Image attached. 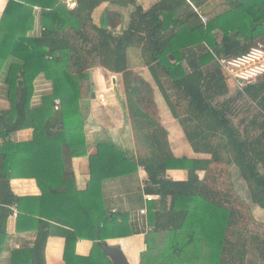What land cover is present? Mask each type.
I'll list each match as a JSON object with an SVG mask.
<instances>
[{"label":"trees","instance_id":"obj_1","mask_svg":"<svg viewBox=\"0 0 264 264\" xmlns=\"http://www.w3.org/2000/svg\"><path fill=\"white\" fill-rule=\"evenodd\" d=\"M60 1L11 0L0 28V82L8 87L10 103L8 111L0 112V236L11 213L9 207L31 200L13 195L11 179L35 176L43 193L40 198L52 197L56 204L53 213L42 214L48 220H36L32 247L13 250L8 264H45V245L53 234L52 226L54 234L65 240L64 264H112L100 244L113 237L112 227L124 221L123 215L111 214L106 208L95 210L90 189L100 182L92 167L83 192L67 177L73 176L71 160L86 154L80 101L88 71L96 67L123 75L134 135L147 150L135 161L113 144L99 145L98 154L114 157L106 159L111 162L104 163L103 176H137V167L144 168V193L158 196L149 205L153 231L174 233L173 264L182 260L180 253L198 237L200 264H264V235L252 232L251 225L257 222L242 214L236 199H225L220 188L223 182H219L214 167L234 164L247 186L250 203L264 210V174L260 172L264 169V76L236 96L225 98L229 90L217 64V58L239 56L256 46L263 48L264 0H232L227 13L205 24L199 18L201 12L187 0H160L149 10H142L135 0H73L75 6L67 13L57 10ZM188 1L197 7L203 4V0ZM107 4L135 8L120 37L113 31L122 24V17L106 8ZM33 7L42 9L52 27L37 38H27ZM70 18L79 23L77 28L69 24ZM183 25L188 33L178 36L176 30ZM143 35L152 53L141 46ZM133 47L140 49L149 63L151 83L193 152L210 155L209 160L165 154L160 141L166 143L167 132L154 131L160 124L154 117L153 88L142 76L128 72L126 51ZM14 58L18 59L16 65H7ZM39 74L51 81L53 92L39 109L31 110L33 80ZM243 96L248 107L239 127L233 122L234 107ZM24 129L33 130L32 140H13ZM36 153L43 156L39 162L31 160L30 155ZM175 170H185L187 180L167 179V171ZM199 171L205 173L202 180L198 179ZM181 201L184 211H178ZM84 204L86 211L78 212ZM192 217L197 228L186 227ZM183 223L188 239L182 244L178 233ZM193 232L198 234L195 238ZM81 239L95 242L89 257L75 255V244ZM96 257L100 259L96 261Z\"/></svg>","mask_w":264,"mask_h":264},{"label":"crops","instance_id":"obj_2","mask_svg":"<svg viewBox=\"0 0 264 264\" xmlns=\"http://www.w3.org/2000/svg\"><path fill=\"white\" fill-rule=\"evenodd\" d=\"M11 0H0V28L3 22V16L8 3ZM73 1V0H72ZM136 5L142 10H149L153 5L160 0H135ZM200 1V0H198ZM189 5L196 11L201 12L202 15H213L220 12L221 2L217 0H209L200 6H193L187 0ZM69 5L68 0H62L57 4V10L67 13L66 7ZM111 11L118 13L122 17V24L119 25L113 34L120 37L125 32L134 14V7H119L116 5H106ZM102 8L97 10L98 15ZM73 28H77L79 23L70 18L69 23ZM52 23L42 15V9L33 7L31 28L26 31L27 38H37L41 35L44 29H50ZM178 36H183L188 33L187 28L183 25L176 30ZM144 36V35H143ZM145 37V36H144ZM142 47H146L151 52L150 44L145 41L140 43ZM153 51V50H152ZM128 72L142 76L144 80L151 83L150 75L148 73L149 63H146L143 53L138 48H128L126 52ZM18 59L8 61L7 65H16ZM13 62V63H12ZM18 74V73H17ZM114 79V83L112 82ZM257 81L250 85L255 84ZM229 90L225 98L236 96L240 91L237 84L231 80H226ZM153 100L155 103L154 116L157 114V121L160 127L154 129L160 132L161 129L167 132V141L161 142L162 148L166 155L180 159H210V155L196 154L193 152L188 141L184 137L179 123L172 118L171 113L165 104L160 92L153 86ZM83 98L80 101V114L83 118V131L85 135L86 154L82 157L73 158L71 160V170L73 176H67L73 179L74 187L77 191L83 192L87 189L88 182L91 177V167L96 171V182L92 186L91 195L94 198L96 205L95 210L102 212L106 208L109 213H121L124 221H119L112 227L113 237L106 239L104 242L110 247H119L128 264H173V255L171 253V246L173 242L174 233L171 231L156 232L153 231L154 219L151 218L149 212V205L158 200L156 195H146L144 193V181L147 180L145 171H140L142 166L137 168V176H103V165L108 161L106 160L113 156H105L104 152L98 154L101 144H113L120 151L125 153L128 158L137 161L145 156L146 150L143 144L134 135L133 127L129 119L125 82L123 75L118 73H110L107 70L96 67L88 71V82L83 87ZM234 90V92H231ZM53 87L51 81L45 78L43 74H39L33 80V91L30 99V109L36 110L42 106V101L45 97L52 95ZM241 92V91H240ZM239 92V93H240ZM103 93L106 98L105 106H100L97 102V95ZM243 100V107H245L244 114L241 119L246 116V109L248 107V99L246 96L239 98ZM58 104V102H57ZM10 103L8 100V87L1 81L0 82V112L8 111ZM235 124V123H234ZM239 125V122L235 124ZM241 125V124H240ZM239 125V127H240ZM33 138L32 129H24L18 131L13 140L18 143L30 142ZM2 140L0 138V144ZM103 151V150H102ZM98 157H95V156ZM31 160L35 162L41 161V154H31ZM30 157L27 155L26 159ZM226 156H223L225 159ZM106 160V161H105ZM222 164V163H221ZM226 166V165H225ZM216 176L219 177L220 188L223 191L225 199L232 201L237 197L241 198L244 203L248 205L251 210V215L255 221L264 223V210L251 204L249 200V193L245 182L240 177L238 168L233 164L229 167H222L220 164L214 166ZM221 170L224 174L223 178L217 173L216 169ZM260 172L264 174V169L260 168ZM117 174V173H115ZM203 171L197 172L199 180L204 178ZM187 172L185 170L167 171V179L171 181L184 182L187 180ZM103 178V179H102ZM105 178V179H104ZM101 179L103 181H101ZM10 189L15 197L18 198H31V200H22L20 206L16 205L17 216L13 217L11 213L5 218L3 234L0 236V264H8L10 253L13 250H23L31 248L36 238V226L38 220H48L42 214L49 215L56 209V204L53 198L42 196V190L38 184L36 177L31 178H14L10 180ZM146 196H150V201L145 200ZM225 202V201H224ZM99 207L97 208V205ZM170 199L167 200V207H169ZM181 205L178 211L185 210V205L182 201L178 204ZM81 206V205H80ZM87 205L78 210L86 211ZM12 209V208H11ZM11 212L12 210L9 209ZM141 211H145L144 214ZM153 211V210H152ZM24 212V213H23ZM71 213L76 219L79 215L74 209ZM0 210V221H1ZM196 219V218H195ZM194 217L188 223L187 228H197L196 222H193ZM37 220V221H36ZM195 223V224H194ZM54 225V224H53ZM184 225V223H183ZM182 225V226H183ZM184 225L181 232L178 233V239L183 244V241L188 239V231ZM186 228V231L184 230ZM194 228V229H195ZM55 228L52 226L51 236L48 237L45 245V264H64V249L65 240L58 235L54 234ZM198 234L193 232V238ZM193 243L186 246L184 253L181 254V259L178 264H200L199 256L200 242L199 237L192 240ZM95 242L88 239L78 240L75 244V255L79 257H89L93 252ZM100 257H96V261ZM110 260V259H109Z\"/></svg>","mask_w":264,"mask_h":264},{"label":"built area","instance_id":"obj_3","mask_svg":"<svg viewBox=\"0 0 264 264\" xmlns=\"http://www.w3.org/2000/svg\"><path fill=\"white\" fill-rule=\"evenodd\" d=\"M68 6L72 8L75 6V3H71ZM198 15L204 24L208 22L207 17L202 14ZM217 64L225 79L235 82L239 90H241L264 76V49L261 47H252L248 52L239 56L217 58ZM97 102L100 106H105L106 98L103 93L97 95ZM140 171L144 172V168L141 167ZM143 183L145 188L146 181ZM150 199V196L145 197L147 201H150ZM1 207L2 205L0 204ZM9 209L12 210L11 215L16 217L18 214L16 205L9 207ZM141 213L144 214L145 211H141Z\"/></svg>","mask_w":264,"mask_h":264},{"label":"rangeland","instance_id":"obj_4","mask_svg":"<svg viewBox=\"0 0 264 264\" xmlns=\"http://www.w3.org/2000/svg\"><path fill=\"white\" fill-rule=\"evenodd\" d=\"M69 1V4H71V3H74L72 0H68ZM209 0H203V2L204 3H206V2H208ZM217 1H219V2H221V10H220V12H218V13H215V14H213V15H210V16H208V15H204L205 17H207L208 18V22L212 19V18H214V17H216V16H219V15H222V14H225V13H227L228 11H229V9H230V2L232 1V0H217ZM69 6H67L66 7V9L68 8ZM262 46V45H261ZM256 47H258V46H256ZM263 49H264V44H263ZM127 52V51H126ZM150 85H151V83H149ZM231 92H234V90H232ZM154 97V96H153ZM243 100H237L235 103V107H234V113L236 114L235 116H234V118H233V122L236 124V123H238L239 122V120H240V118H241V116H243V114L245 113L244 112V108L245 107H243ZM155 117V119L157 120V114L154 116ZM144 149H146L145 147H144ZM146 152H147V150H146ZM219 168H223V166L222 167H219ZM221 170H223V169H221ZM220 169H216V171H217V173H219L220 174V176H222V178H223V176H224V174L222 173V171H221ZM236 200L238 201V203L236 204V205H239V208H240V211H242L243 213V215H246V216H250L251 215V210H250V208L248 207V205L246 204V203H244L243 201H242V197L241 198H239V197H237L236 198ZM252 216V215H251ZM253 217V216H252ZM254 221H255V219H253ZM257 222V221H256ZM251 230H252V232H254V233H256V234H261V235H264V223L263 222H260V221H258L257 223H253L252 225H251Z\"/></svg>","mask_w":264,"mask_h":264},{"label":"water","instance_id":"obj_5","mask_svg":"<svg viewBox=\"0 0 264 264\" xmlns=\"http://www.w3.org/2000/svg\"><path fill=\"white\" fill-rule=\"evenodd\" d=\"M112 82L114 83V79H112ZM100 247L105 253V255L110 259L112 264H128L126 258L124 257L119 247H110L107 246L105 243H101Z\"/></svg>","mask_w":264,"mask_h":264}]
</instances>
